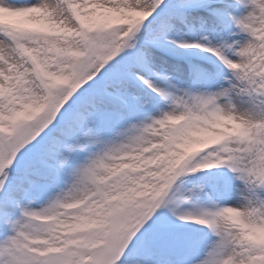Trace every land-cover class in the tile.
I'll use <instances>...</instances> for the list:
<instances>
[{
	"label": "snow or ice",
	"instance_id": "snow-or-ice-1",
	"mask_svg": "<svg viewBox=\"0 0 264 264\" xmlns=\"http://www.w3.org/2000/svg\"><path fill=\"white\" fill-rule=\"evenodd\" d=\"M0 264H264V0H0Z\"/></svg>",
	"mask_w": 264,
	"mask_h": 264
}]
</instances>
